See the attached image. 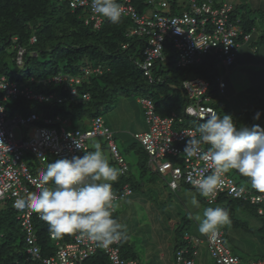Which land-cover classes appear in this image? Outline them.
I'll return each mask as SVG.
<instances>
[{
  "label": "built area",
  "instance_id": "1",
  "mask_svg": "<svg viewBox=\"0 0 264 264\" xmlns=\"http://www.w3.org/2000/svg\"><path fill=\"white\" fill-rule=\"evenodd\" d=\"M70 7L88 8V16L84 24H91L93 29H99L107 18L94 14L91 11L90 0H68ZM150 8L141 15L137 14L130 0H124L121 7V17L132 21L129 36L145 37L146 45L142 51V63L140 68L148 83H153L158 78L154 76V64L162 59L164 43L172 44L177 56L176 66L185 68L201 64L203 59H210L214 63L217 72L224 71V75H217L214 80L208 81L201 78H191L183 82V91L186 93L188 103L184 109L185 116L196 123H202L209 114H216L210 106L213 92L218 96L225 92L226 84L224 76L229 68L234 65L236 53L242 43H247L251 35L243 33L238 20L231 19L233 7L228 2L215 4L212 0H145ZM172 2L183 6L184 10L179 15L172 14ZM75 5V6H73ZM31 43L35 42L31 38ZM15 64L22 66L25 49L16 47ZM100 67L84 69L79 77H70L58 74L41 82L44 84L64 85L66 96L36 92L27 86L9 81L0 74V204L7 202L15 213L16 220L23 232L26 244V261L39 262L40 264H87L88 260L102 251L107 257L108 264H136L133 260L123 259L120 255L119 240L108 244H100L79 232H73L70 242L62 243L58 238L50 239L54 242V252L51 256L42 257L35 235L33 220L40 219L39 214L31 209L23 210L14 206L15 201L29 191H36L38 175L29 170L26 157H32L42 166L46 164L48 156L56 159L79 156L87 151V142L91 139L102 137L107 141V146L120 173L124 174L128 166L121 156L113 133L104 125L101 117L93 118L85 130L68 129V119L61 116L41 117L36 113L27 116L19 113L9 117L3 105L5 102L18 100L33 101L39 104L51 102L62 103L86 102L89 96L78 90L83 80L92 74H101ZM137 102L143 110L144 122L147 127L143 133L133 134V138L143 148L148 157L149 169L161 176L167 183L170 191L179 190L182 183L192 188L189 176L197 170H203L204 174H210L215 170L210 161H204L197 157L187 158L183 156V150L189 137L196 136L194 128H174V123L180 124L182 119L175 115L162 118L154 112L153 102L148 98H138ZM29 128L25 139L20 132V139L16 140L13 130L20 127ZM74 139L80 146L76 147ZM206 151V145H202ZM46 156L41 159L39 156ZM223 185L213 196L204 197L208 205L215 204L218 197L224 195L241 203L258 207V215L264 216V195L252 193L251 190L238 185L229 173H221ZM51 184V182H49ZM114 193L112 205L120 200H125L131 195L130 188L125 185L120 193ZM113 212V207H112ZM2 233H0V240ZM185 239H190L185 236ZM207 250L215 264H264V259L243 261L223 242L222 230L215 234H207ZM192 252L188 248L176 253L175 264H195L194 258L198 252L195 249L199 240L191 239Z\"/></svg>",
  "mask_w": 264,
  "mask_h": 264
},
{
  "label": "trees",
  "instance_id": "2",
  "mask_svg": "<svg viewBox=\"0 0 264 264\" xmlns=\"http://www.w3.org/2000/svg\"><path fill=\"white\" fill-rule=\"evenodd\" d=\"M122 1L124 0H118V3L120 4ZM167 1L171 2L172 0ZM130 2L139 15L143 14L145 10L150 9L146 5L145 0H130ZM175 3L172 2L171 4V12L173 15H179L176 14V10L181 8V11H183L184 8L183 6L178 8V5ZM87 16L88 8L73 10L68 0H0V74L4 75L9 81L22 82L23 85L20 86H27L36 92L65 97L64 85H43L41 82L58 74L76 77L81 75L82 71L87 68L100 67L102 70L101 74H92L87 78V81L84 80L78 86L80 92L89 96V100L86 102H70L68 100L62 103L54 101L47 104L25 100H18L12 103L5 102L3 105L8 115L12 116L15 113H19L20 115L27 116L31 113H36L41 117L61 116L68 119L69 130H85L86 128H80L82 122L85 120L91 121L96 117L102 118L103 112L109 108L115 95L120 92L126 97L136 95L137 98L145 97L150 99L154 105V112L162 118L172 115H175L177 119L181 118L180 124L176 120L173 125L176 129L194 128L192 124L196 121L184 114L188 98L183 91L182 85L184 81L191 78H201L212 82L218 75L213 61L203 59L201 64L178 68L176 64L171 63L170 59H168V55L172 54L171 56H176V53L172 44L166 41L164 43L162 59L157 61L153 68L154 76L158 79L153 83H148L140 68L146 38L128 35L133 25L132 21L125 17H121L120 22L117 24L106 20L101 24L99 29H93L91 24H84V19ZM231 19L233 21L238 20L243 33L250 35L253 29L257 27L256 22H259L258 25H262L263 31L259 41L264 45V13L256 21L254 18L240 15L236 9H233ZM31 37H34L35 42L30 43ZM16 47H23L25 49L23 64L20 67L15 64ZM170 65H173L171 66L172 68H169ZM12 68L18 69L23 73V76L15 79ZM216 97L219 98L215 91L213 92L212 100ZM260 103L261 101L258 102V106H260ZM210 106L215 110L216 115H219V107L215 103L212 104V101L210 102ZM112 137L115 141L114 135ZM96 139H102L108 148L107 141L102 137L89 141ZM133 140L138 145L142 157L136 163L137 176L130 172V166L119 145L115 142L128 166V170L124 174H120L117 181L112 182V190L115 193H120L122 188L127 185L132 193L125 200L134 196L135 189L145 186L141 178L146 172L151 171L148 167V157L145 151L134 138ZM87 151H89V148ZM55 160H57L55 157L48 156L46 164L42 166L34 160L36 165L29 166V169L33 174L38 175L41 169H45L48 163ZM229 175L235 182L240 181L251 185L249 178L242 176L235 169L231 170V174ZM134 176L138 181L133 179ZM237 184L243 188H247L239 182ZM249 190L254 194L264 195V192L257 191L252 187ZM176 192L173 193L176 194ZM145 198V195L139 197L144 203H147L144 200ZM139 199L137 198V200ZM218 205L228 211L229 217H232L234 208L237 206L258 219L259 225L256 231L249 229L247 222L237 220H232V228L235 230L240 229L245 233L256 232L257 240L263 249L261 257L257 259H264V216L258 215L257 210L259 206L244 204L224 195L219 196L216 203L209 206ZM262 207L264 208V204ZM112 215L121 223V217L118 215L115 206H113ZM158 221L161 223V226L164 225L167 229L166 231L170 230L169 232L172 236L170 258L168 262L167 260L163 262L159 260L157 253L156 260L159 264H169V261L171 262L170 264H175L176 253L181 249L188 248L192 252V244L190 242L192 238L199 240L200 243L195 248L199 252L202 241L197 236L198 230L196 226H194V231L190 232L186 225L176 227L175 223H173V226L169 227L165 220H161V222L159 219ZM33 223L42 257L51 256L55 247L54 242L50 239L49 225L43 220L36 218L33 220ZM185 223L188 224L190 221L185 220ZM124 232L125 236L119 242L120 255L123 259L133 260L136 264H140L137 260L136 252H134L133 243L130 241V234L125 227ZM0 233H2L0 240V264H40L39 262L26 261L24 235L10 204L9 206H5V208H0ZM72 234L73 232L65 233L58 240L62 243L70 242ZM185 236H189L190 239L186 240ZM223 242L225 244L224 232ZM205 244L207 250L206 241ZM152 261H155V258ZM87 264H108V260L102 251H98L95 256L88 260Z\"/></svg>",
  "mask_w": 264,
  "mask_h": 264
},
{
  "label": "clouds",
  "instance_id": "3",
  "mask_svg": "<svg viewBox=\"0 0 264 264\" xmlns=\"http://www.w3.org/2000/svg\"><path fill=\"white\" fill-rule=\"evenodd\" d=\"M90 7L94 14L113 24L121 20L118 0H90ZM3 110L0 107V112ZM260 116L261 112L257 111L253 119L259 120ZM187 137L183 156L210 161L215 168L207 175L197 170L189 176L200 195L213 196L223 185L221 173L233 169L249 178L253 189L264 192V127L253 124L238 128L231 115L211 113L199 124L197 135ZM74 143L80 149L75 139ZM202 145L208 146L206 151ZM94 147V151H84L81 156L48 163L38 173L37 190L27 192L14 203L18 209L28 208L39 214L49 225L53 238L79 232L100 244H108L125 236V226L112 215V182L118 180L120 170L110 163L99 144ZM39 158L43 160L46 156ZM192 204L198 205L195 197ZM195 219L201 234H215L231 223L228 211L221 207H207L202 217L197 215Z\"/></svg>",
  "mask_w": 264,
  "mask_h": 264
},
{
  "label": "rangeland",
  "instance_id": "4",
  "mask_svg": "<svg viewBox=\"0 0 264 264\" xmlns=\"http://www.w3.org/2000/svg\"><path fill=\"white\" fill-rule=\"evenodd\" d=\"M248 6L249 7L251 6L249 2H248ZM179 7L180 6H178V8ZM180 13H181V8L179 10H176V14H180ZM260 14H261L260 12H253L249 17L254 19L256 17L258 21V17H260ZM256 25L258 28L259 25L257 22ZM171 55L172 54L168 55V59H170L169 61L171 63L176 64L177 57ZM171 66L173 65H170L169 68H172ZM249 69L252 70L251 67H249L247 71H250ZM12 70L14 72L15 79H18L19 77L23 76V73L20 72L18 69L12 68ZM242 73L243 71H239L240 75ZM218 74L224 75V71L220 70ZM233 77H235V74H232L230 76L228 75V77L225 78L227 85H230V83L233 82ZM249 78H251V75ZM18 84L23 85L22 82H18ZM237 88H243V85L237 86ZM131 99L134 102L137 99V96L134 95L131 97H126L123 96L120 92H118L115 95L113 102L110 104L109 108L103 112L102 116L105 119L108 118L112 119L115 115L117 116L116 114L117 112L115 113V111H117V107H119L120 104H122L123 102L130 101ZM213 100H212V104L215 103V105L219 107V116H223L224 114L231 115L234 120V123L238 128H242L245 126L251 127L253 124H259L261 127H264V104L262 102L258 107L251 108V106L249 105L245 109V111H243L241 114H232V111H235V105H234L235 101L230 103L229 100L227 99L219 100V98L217 97ZM257 111L261 112V116L259 120H254L253 117ZM142 114H143V110H142ZM9 117H11V115H9ZM122 126H124L125 129H127L128 127L124 123L122 124ZM198 126L199 124L198 125L195 123L192 124V127H194V129H198ZM28 130L29 128L24 126L20 128H15L13 130L15 139L16 140L20 139V132L23 134L24 138L26 139ZM96 144H99L101 146V150L109 159L110 163L114 167L119 169L116 161L112 157L109 149L106 147L102 139H96L87 142L89 151H94L95 150L94 146ZM119 148L121 149V152L125 156L126 160L128 156L131 155L136 156L137 159L136 162L142 158L138 145L133 140H131L130 146H122V148L119 146ZM26 160H27L26 163L28 165V168L29 166L32 167L36 165L32 157L29 158V156L28 157L25 156V161ZM228 173L231 174V170L228 171ZM133 179L135 181H138V179L135 176L133 177ZM141 181L145 184L144 187L142 188L140 187L141 190L140 188L135 189V193L133 197L129 198L126 201L120 200L116 202L114 206L119 216L123 215V213H127V215L124 214V217L126 218L125 220H121V224L124 225L125 228L127 227V232L130 234V241L133 243L134 252H136L138 262H140V264H155V263L159 264L156 260V256L158 253L156 246L158 243V238H157L158 235L156 233L159 231L161 225V223L158 221L159 219L160 221L165 220V222L169 227H172L173 223H175L176 227L179 225L182 226L186 225L189 231L193 232L194 226H196L198 230V221L195 219V217L197 215L202 217L203 210L207 207L216 208L219 207L220 205L209 206L205 202L204 196L200 195L196 189L190 188L184 185L183 183L180 187V190H178V192L174 194L169 190L166 181L161 176L151 171L146 172L142 176ZM238 182L242 186L247 187L248 189L251 188V185L248 183H243L240 181H237L236 183ZM143 195L146 196V198L144 199L147 201L146 206H143V204L142 203L140 204L137 200V198L139 199V197L140 196L143 197ZM193 197L197 199L198 205L192 204ZM7 205L9 206V203L4 202L0 204V208H5V206ZM131 208L133 212L132 211L129 212ZM155 214L157 219L155 218ZM229 218L231 223L224 225L220 228L222 230V234L224 232V240L226 246L231 250L232 253L238 255L243 261L246 262L253 261L256 260L257 258H260L263 253V249L259 241L257 240L258 238L256 237L257 236L256 232L245 233L240 229L235 230L232 228L233 225L232 220H237V221L247 222L249 229H253L254 231H256V228L259 225L258 219L253 217L249 212H245L242 208L237 206L234 208L232 217ZM185 220L190 221V223L188 224L185 223ZM205 235L206 234H201L198 230L197 236L202 241L201 244L202 255L200 256V258H195V264H214V261L209 257L206 250ZM154 258L155 261H152L154 260ZM170 263L171 262L169 261V264Z\"/></svg>",
  "mask_w": 264,
  "mask_h": 264
},
{
  "label": "crops",
  "instance_id": "5",
  "mask_svg": "<svg viewBox=\"0 0 264 264\" xmlns=\"http://www.w3.org/2000/svg\"><path fill=\"white\" fill-rule=\"evenodd\" d=\"M212 1L215 4L229 2L233 6V9H236L240 15H245L248 17L253 12H260L261 14L264 13V0ZM248 2L251 4L250 7L248 6ZM259 19L260 17H258V20ZM255 20L257 21L256 17ZM262 32V25H259L258 28L256 27L255 29H253L250 41L245 44H241L236 53L234 65L228 69L227 74L224 76V82L226 84L225 92L219 98L221 100L227 99L230 103L235 101V111H232V114H241L249 105L251 106V108L258 107L259 101L264 103V45L259 41L260 37L262 36ZM249 67H251L252 70L249 69L250 71H247ZM239 71H243V73L240 75ZM256 71L258 76L256 74ZM232 74H235V77H233V82H231L230 85H227L225 78L228 77V75L230 76ZM250 75L251 78H249ZM240 85H243V88H237V86ZM254 90L257 91L255 92ZM115 113L117 114V116L115 115L112 119H105L102 116L105 125L113 133L115 142L121 148L122 146H130V142L131 140H133L132 135L137 133H143L147 129L142 114V107L137 102V99L134 102L131 99L130 101H126L120 104V106L117 107V111H115ZM89 123V120L83 121L80 128H87L89 126ZM123 123L128 126L127 129L122 126ZM196 124L198 125V123ZM127 162L130 166L132 174L137 176L138 170L136 166V157L133 155L128 156ZM138 202L142 203L143 200L139 199ZM146 204L147 203H144L143 206H146ZM130 211L133 212L132 208L129 210V212ZM124 214L127 215V213H123V215H120L121 220H125L126 217H124ZM166 230L167 229L164 227V225H162L159 231H156V234L158 235V243L156 245L157 252L159 260L163 262L164 260H167L168 262L171 255L172 247V236L169 232L170 230ZM201 255L202 248L199 249L197 258H200Z\"/></svg>",
  "mask_w": 264,
  "mask_h": 264
}]
</instances>
